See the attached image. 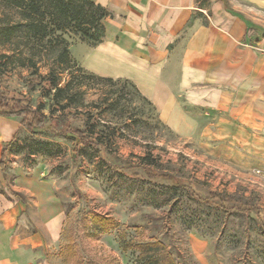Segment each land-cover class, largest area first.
Listing matches in <instances>:
<instances>
[{
    "label": "rangeland",
    "instance_id": "374dc122",
    "mask_svg": "<svg viewBox=\"0 0 264 264\" xmlns=\"http://www.w3.org/2000/svg\"><path fill=\"white\" fill-rule=\"evenodd\" d=\"M196 1L207 10L206 0ZM254 12L264 16V10ZM20 18L16 9L0 2V30L24 24ZM62 36L67 38L72 62L70 67L63 65L64 69L53 64L59 51L52 45L55 39L51 43L47 37L40 40L24 25L16 26L10 42L0 37V54H11L0 68V81L10 94L29 95L35 104L39 87L29 90L26 78L32 70L45 76L53 68L60 85L68 82L61 100L69 103L65 112L77 109L96 115L94 129L99 133L118 129L108 144V162L103 163L91 146L83 147L75 157L78 139L71 134L59 135L45 128L28 130L20 125V118L0 116L1 147L17 132L7 151L9 182L15 178L14 185L47 186L64 210L66 218L51 252L55 264H78L86 258L99 264H134L138 252L123 250V243L150 239L161 241L175 264H264V232L258 229L254 213L226 212L219 208L218 200L207 206L198 199L216 193L226 196L228 205L251 202L261 208L264 220V154H252L254 159H248L250 154L238 145H234L237 152L218 148L207 134L203 139L178 137L130 81L87 71L77 60L82 55V41L71 32ZM29 60L35 62L34 69L28 66ZM49 102L46 100L43 109L47 123ZM63 112L53 115L61 120ZM69 117L77 127L86 120L81 114ZM149 170L189 186L174 187L173 180L154 181L146 175ZM7 186L4 179L0 192ZM7 190L10 192L9 187ZM27 202L31 204L29 197ZM92 214L112 218L115 227L102 231L92 221Z\"/></svg>",
    "mask_w": 264,
    "mask_h": 264
},
{
    "label": "crops",
    "instance_id": "0c3cea01",
    "mask_svg": "<svg viewBox=\"0 0 264 264\" xmlns=\"http://www.w3.org/2000/svg\"><path fill=\"white\" fill-rule=\"evenodd\" d=\"M92 1L108 15L100 43L80 42L82 67L130 81L178 137L207 134L248 159L264 154V16L254 12L264 0H206V11L196 0ZM4 179L0 264H55L66 218L59 199L47 186L10 183L0 169Z\"/></svg>",
    "mask_w": 264,
    "mask_h": 264
},
{
    "label": "trees",
    "instance_id": "16d2710c",
    "mask_svg": "<svg viewBox=\"0 0 264 264\" xmlns=\"http://www.w3.org/2000/svg\"><path fill=\"white\" fill-rule=\"evenodd\" d=\"M0 2L10 8L16 9L20 14L21 21L24 23H17L9 27L4 26L0 30V37H4L7 42H10L11 35L15 32L16 26L20 27L24 25L31 35L38 37L40 40L47 37V42L51 43L52 39H55L56 41L52 45H57L59 51L53 64L57 68L61 66L63 68V65L70 67L72 63L67 46L68 41L67 38L62 36L63 33L71 32L80 41L88 42L90 45L100 43L104 37L105 28L103 19L108 13L103 6L96 4L92 0H0ZM10 58V53L0 54L1 69ZM22 65H24V62H22ZM28 66L34 69L35 62L29 60ZM124 82H127V80H124ZM26 85L29 90H34L37 86L39 87V95L35 100V104L31 102L29 95L15 96L10 94L0 81V116L20 118V125H25L28 130L45 128L49 132L59 135L71 134L78 139L73 148L75 157L83 147L91 146L97 149L101 162H108L110 154L108 144L113 135L118 133L117 128H112L107 134L99 133L94 129L95 124L98 123L96 115L84 114V112H80L77 109L73 110L74 112L70 110L65 112V110L69 109V103L65 102L62 104L61 100L65 98L68 82L60 85L59 76L54 72L53 68L45 76L36 74L32 70L31 76L26 78ZM46 100L50 101L48 105L50 111L49 123H47V116L43 112ZM58 110L64 111L61 120L58 116L53 115ZM73 113L85 116L86 120L82 127L72 126L69 116ZM16 133L13 134L11 141L14 139ZM10 142L2 147L0 154V169L3 172L6 169L7 151ZM146 175L149 179H154V181L159 180L160 182H164L173 180L174 187L187 188L189 186L187 183H180L168 174L150 173L149 170L146 172ZM134 177L139 178L140 176L134 174ZM10 191L13 195L22 198L20 193L13 190ZM198 199L207 206L212 205L214 200H218L219 208L226 212L234 211L241 214L247 211L252 212L256 217L258 229L264 232V220L259 206L251 202L228 205L227 197L216 193H210L208 196L204 198L198 197ZM91 219L93 222H97L96 226L102 231L110 230L116 225V222L112 218L98 214H92ZM122 248L123 250L138 252L134 264H175L170 250L161 241L156 239L136 243L126 241L123 243ZM78 264L99 263L94 258H86Z\"/></svg>",
    "mask_w": 264,
    "mask_h": 264
}]
</instances>
